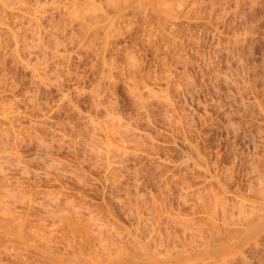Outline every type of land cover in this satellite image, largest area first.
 I'll return each instance as SVG.
<instances>
[{
  "label": "rangeland",
  "instance_id": "1",
  "mask_svg": "<svg viewBox=\"0 0 264 264\" xmlns=\"http://www.w3.org/2000/svg\"><path fill=\"white\" fill-rule=\"evenodd\" d=\"M0 112V264L225 238L264 211V0H0Z\"/></svg>",
  "mask_w": 264,
  "mask_h": 264
},
{
  "label": "bare ground",
  "instance_id": "2",
  "mask_svg": "<svg viewBox=\"0 0 264 264\" xmlns=\"http://www.w3.org/2000/svg\"><path fill=\"white\" fill-rule=\"evenodd\" d=\"M136 90V89H135ZM132 91H133V89H132ZM137 91V90H136ZM136 93V92H135ZM138 93V92H137ZM153 93V92H152ZM157 94V93H156ZM135 95V94H134ZM138 95V94H137ZM153 95H154V93H153ZM2 107H3V105H2ZM4 110V109H3ZM0 114H1V112H0ZM5 114V113H4ZM113 114V113H112ZM111 115V114H110ZM4 116V115H3ZM118 116V115H117ZM115 117V116H114ZM119 117V116H118ZM112 118V117H111ZM9 119V118H8ZM107 119H108V117H107ZM111 120H114V119H111ZM119 120V119H118ZM120 120H121V118H120ZM108 122V121H107ZM115 122H116V120H115ZM119 122V121H118ZM125 122V121H124ZM2 125V124H1ZM106 125H107V123H106ZM109 125V124H108ZM123 125V124H122ZM110 126H113V125H110ZM124 126V125H123ZM108 127V126H107ZM118 128V127H117ZM128 129V128H127ZM120 130V129H119ZM122 130V129H121ZM123 130H124V128H123ZM131 130V129H130ZM117 131V130H116ZM123 132V131H122ZM126 132H127V130H126ZM132 132V131H131ZM113 133V132H112ZM118 133V132H117ZM121 133V132H120ZM138 133V132H137ZM2 135V134H1ZM113 135V134H112ZM111 136V135H110ZM119 136V135H118ZM122 136V135H121ZM120 136V137H121ZM95 137V136H94ZM97 137V136H96ZM96 137H95V140L97 141V139H96ZM98 138V137H97ZM108 138V137H107ZM109 138H111V137H109ZM123 138V137H122ZM99 140V139H98ZM101 140V139H100ZM105 140V139H104ZM176 140V139H175ZM5 141V140H4ZM106 141H107V139H106ZM109 141V140H108ZM105 142V141H104ZM96 144V143H95ZM99 144H100V142H99ZM113 143H111V144H107V145H105L106 147H107V150L109 149V147H112L113 145H112ZM139 144V143H138ZM100 145H103V144H100ZM114 145H116V144H114ZM94 146V145H93ZM104 146V147H105ZM117 146V145H116ZM176 146V145H175ZM106 147L104 148V150H106ZM125 147V146H124ZM4 148H5V146H4ZM97 148V147H96ZM115 148V147H114ZM113 148V150H115ZM118 148V147H117ZM93 149V148H92ZM95 149V148H94ZM102 149V148H101ZM111 149V148H110ZM137 149V148H136ZM1 150V149H0ZM3 151H4V149H2ZM1 150V151H2ZM118 150V149H117ZM123 150V149H122ZM2 151V152H3ZM92 151V150H91ZM103 151V150H102ZM108 151H110V150H108ZM125 151V150H124ZM181 151V150H180ZM106 152V156H107V151H105ZM111 152V151H110ZM1 153V152H0ZM141 153V152H140ZM112 154H113V152H112ZM122 154V153H121ZM127 154H128V152H127ZM137 154V153H136ZM183 154V153H182ZM94 155V154H93ZM104 155V154H103ZM124 155H126V153H124ZM101 156V155H100ZM105 156V157H106ZM114 156V155H113ZM111 157V156H110ZM120 157H121V155H120ZM125 157V156H124ZM99 158V157H98ZM103 158V157H102ZM102 158H101V160H102ZM100 159V158H99ZM186 160V159H185ZM108 161H109V159H108ZM111 161V160H110ZM124 162H126V161H124ZM106 164H107V162H105ZM110 163V162H109ZM182 163V162H181ZM117 164V163H116ZM115 164V165H116ZM123 164V163H122ZM112 165H114V163L112 164ZM125 165V164H124ZM176 165V164H175ZM119 166V165H118ZM179 166V165H178ZM117 168V167H116ZM119 168V167H118ZM135 168V167H134ZM172 168H175L174 166L172 167ZM177 168V167H176ZM109 169V168H108ZM109 172V171H108ZM113 172H115V171H113ZM110 173H111V171H110ZM133 174V173H132ZM261 177V176H260ZM114 180V179H113ZM264 180V179H263ZM260 181H262L261 179H260ZM264 182V181H263ZM263 182H260L257 186H259L257 189H256V193L255 194H257V197L259 198V200H261V201H259L260 203H264V183ZM115 183V182H114ZM253 188V187H252ZM254 191H252V193H253ZM4 193H5V191H4ZM3 194V193H2ZM7 196H9V195H7ZM220 196V195H219ZM222 197V196H221ZM226 197V196H225ZM7 199V198H6ZM209 199V198H208ZM216 199V198H215ZM225 199V198H224ZM8 200V199H7ZM228 201V200H227ZM236 201H237V199H236ZM243 201V200H242ZM241 201V202H242ZM3 202V201H2ZM139 202V201H138ZM206 202V201H205ZM225 202H226V200H225ZM240 202V201H239ZM248 202V201H247ZM217 203V202H216ZM221 203H223V205H221ZM221 203H220V205L219 206H226V204L224 203V202H222V200H221ZM227 203V202H226ZM243 203H244V201H243ZM3 204V203H2ZM7 204V203H6ZM142 204V203H141ZM214 204V203H213ZM212 204V205H213ZM239 204V203H238ZM242 204V203H241ZM145 205V204H144ZM208 205H210L211 206V204H208ZM3 206H5V205H3ZM135 206V205H134ZM252 206V205H251ZM254 206V205H253ZM252 206V207H253ZM261 206V205H260ZM145 207V206H144ZM207 207V206H206ZM205 207V208H206ZM242 207H243V205H242ZM256 207V206H255ZM255 207H253V209L255 208ZM261 207H263L264 208V206H261ZM260 207V208H261ZM3 208V207H2ZM6 208V207H5ZM147 208V207H146ZM216 208V207H215ZM221 208V207H220ZM231 208H233V207H231ZM239 208H240V206H239ZM248 208V207H247ZM251 208V207H250ZM211 209V208H210ZM222 209H224V207L222 208ZM234 209V208H233ZM242 209V208H241ZM245 209V208H244ZM252 209V210H253ZM258 209V208H257ZM53 210V209H52ZM239 210V209H238ZM260 211H262V210H264V209H259ZM215 211V210H214ZM222 211V210H221ZM241 210H239V212H238V214H240V213H242V214H244V215H242L241 214V216H242V219H244V222L242 223L241 222V218L238 216V218H240V222L242 223V227L240 228V229H238L237 230V228H235V230L233 229V230H228V229H230V228H228V229H224V230H227V231H225L226 233H225V238L223 237L222 238V236H224V235H220L221 234V231L219 230V228L221 227H217V226H219L218 225V223L216 224L215 223V219L213 218V220H214V222H213V220H212V218H211V220H212V223H211V227L212 228H214L213 229V235L212 234H209L210 236L209 237H207V240L206 241H203L204 242V244L201 246L200 245V243H199V245L200 246H196L195 244L193 245L191 242V244L189 243V242H182V243H180L179 242V244H176V243H174L173 241L176 239V238H174V240L172 241L173 243H174V245H173V247L171 248V245L170 244H168L169 246H170V248H168V247H166V249H162V251L160 250V248L162 247V245H160L161 247H158L157 246V241H155L156 240V238H154V240H153V238H151V240H153V241H155V247L153 246V244L152 245H150L149 246V244L148 243H139L138 245H139V247H138V245L136 246V248L135 249H137V247L138 248H141L140 250H141V252H140V254H135V255H133V254H130V253H127V251H129V250H126V251H124V249L123 248H125V246L122 248L121 246L119 247L118 245V247L114 244V246L117 248L115 251H116V253L115 254H109V252H108V255H107V257L105 258H103L102 259V257L100 258L99 256L97 257L96 255H94V256H96L91 262H88V263H85V264H198V263H196L195 261H202V262H205V260H210V262H211V264H229L231 261H233L238 255L240 256V255H242V254H244L245 255V253H243V250H244V248H246L247 249V247L249 246V245H253L254 244V246L256 247V245L255 244H257V243H254L255 242V240L254 239H256V242H258V240L259 239H257V237H259L262 233H263V235L262 236H260V238L261 237H263L264 236V211H262V213H258L257 211L258 210H256V212L254 211V213H256L254 216H253V214L254 213H252V215H251V211H250V213H249V211L247 212V210H246V213H248L247 215L249 216V217H247L246 215H245V213H244V211H242V212H240ZM211 212V211H210ZM223 212V211H222ZM225 212V211H224ZM212 213V212H211ZM258 213V214H257ZM224 214V213H223ZM237 214V215H238ZM251 215V216H250ZM0 216H1V214H0ZM54 216V215H53ZM56 216V215H55ZM76 216V215H75ZM92 216V215H91ZM168 216V215H167ZM245 216V217H244ZM80 217V216H79ZM89 217H90V215H89ZM207 217V216H206ZM209 217V216H208ZM237 217V216H236ZM71 218H73V217H71ZM78 218V217H77ZM76 218V219H77ZM171 218V217H170ZM182 218V217H181ZM237 218V219H238ZM66 219V218H65ZM79 219H81V218H79ZM91 219V218H90ZM89 219V221H91ZM167 219V218H166ZM172 219V218H171ZM175 219V218H174ZM74 220V219H73ZM141 220V219H140ZM176 220H179L178 218L176 219ZM175 220V221H176ZM186 220V219H185ZM69 221V220H68ZM71 221V220H70ZM96 221V220H95ZM167 221V220H166ZM165 221V222H166ZM172 221V220H171ZM180 221H182V222H179V224H180V226H182V227H184V228H186L187 227V221L186 222H183L184 220L183 219H181ZM190 221V220H189ZM210 221V220H209ZM231 221V220H230ZM238 221H239V219H238ZM243 221V220H242ZM88 222V221H87ZM86 222V223H87ZM99 222V221H98ZM177 222V221H176ZM207 222V221H206ZM10 223V222H9ZM62 223V222H61ZM60 223V224H61ZM64 223V222H63ZM74 223V222H73ZM90 223V222H89ZM225 223V222H224ZM231 223V222H230ZM3 224V223H2ZM14 224V223H13ZM17 224V223H16ZM15 224V226H5L6 227V229H7V231H9L10 233H12V234H15V235H17V236H21V234H22V228H21V224L22 223H18L17 225ZM65 224V223H64ZM92 224H94V223H92ZM91 224V226L93 227L94 225H92ZM88 225V224H87ZM98 225H101V224H98ZM221 225V224H220ZM83 226V225H82ZM103 226V225H102ZM200 226H202V225H200ZM224 226V225H223ZM227 226V225H226ZM96 227H98V229L100 228L99 226H96ZM106 227V226H105ZM188 227H189V225H188ZM194 227V226H193ZM84 228H86V227H84ZM87 228H88V226H87ZM192 228V227H191ZM195 228V227H194ZM200 228V227H199ZM226 228V227H225ZM91 229V228H90ZM90 229H89V231H90ZM100 229H102V228H100ZM189 229L190 228H188V231H189ZM88 230V229H87ZM185 230H187V229H185ZM210 230V229H209ZM222 230V229H221ZM84 231H85V229H84ZM98 231V230H97ZM101 231V230H100ZM123 231V230H122ZM202 231V230H201ZM94 232V231H93ZM96 232V231H95ZM107 232V231H106ZM160 232V231H159ZM190 232H192L191 231V229H190ZM194 232H195V230H194ZM197 232V231H196ZM204 232V231H203ZM24 233V232H23ZM86 233V232H85ZM100 233V232H99ZM197 233H199V232H197ZM222 233H223V231H222ZM91 234V233H90ZM103 234V233H102ZM157 234V233H156ZM162 234V233H161ZM161 234H160V236H161ZM189 234H191V233H189ZM188 234V235H189ZM224 234V233H223ZM93 235V234H92ZM94 235H95V233H94ZM106 235V234H105ZM124 235V234H123ZM128 235V234H127ZM187 235V234H186ZM187 235V236H188ZM204 235V234H203ZM25 236V235H24ZM110 236V235H109ZM111 236H112V234H111ZM110 236V237H111ZM116 236V235H115ZM118 236H119V234H118ZM184 236V235H183ZM191 236V235H190ZM193 236V235H192ZM221 236V237H220ZM73 237V236H72ZM88 237V236H87ZM94 237V236H93ZM131 237V236H130ZM153 237V236H152ZM176 237H178V236H176ZM186 237V236H185ZM195 237V236H194ZM109 238V237H108ZM107 238V239H108ZM120 238V237H119ZM145 238H148V237H145ZM204 238H206V237H204ZM264 238V237H263ZM95 240L94 241H96V243L99 245V244H101L102 243V241H103V239H102V237H101V235L100 236H96L95 238H94ZM170 239V238H169ZM190 239H191V237H190ZM196 239V238H195ZM200 239H201V236H200ZM70 240V239H69ZM87 240H88V238H87ZM150 240V241H151ZM189 240V239H188ZM203 240V239H202ZM201 240V241H202ZM252 240H254L253 242H252ZM71 241V240H70ZM69 241V242H70ZM113 241V240H112ZM111 241V242H112ZM122 241V240H121ZM147 241V240H146ZM148 241H149V238H148ZM149 241V242H150ZM160 241V240H159ZM175 241H177V243H178V241H180V239L178 240H175ZM186 241V240H185ZM196 241V240H195ZM104 242V241H103ZM111 242L109 243V244H111ZM162 242V241H161ZM42 243V242H41ZM106 242H104V244H105ZM120 243V242H119ZM118 243V244H119ZM131 243H133V242H131ZM157 243V244H156ZM165 243H166V241H165ZM193 243H195V242H193ZM198 243V242H197ZM196 243V244H197ZM251 243V244H250ZM253 243V244H252ZM260 243V242H259ZM47 244H48V242H47ZM103 244V243H102ZM107 244V243H106ZM113 244V243H112ZM112 244H111V246L110 247H112ZM122 244V243H121ZM128 244V243H127ZM134 244V243H133ZM132 244V246H135L136 244H134L133 245ZM151 244V243H150ZM45 245H46V243H45ZM73 245V244H72ZM71 245V243H70V245H68L69 247H67V248H69L70 249V246H72ZM79 245V244H78ZM129 245H130V243H129ZM246 245H248L247 247H245ZM53 245H51V247H52ZM113 246V247H114ZM126 246H128V245H126ZM166 246V245H165ZM43 247H45V246H43ZM81 249H82V247L81 246H79ZM93 247H94V245H93ZM112 247V249H115V248H113ZM150 247H152V248H150ZM153 247H154V249H153ZM164 247V246H163ZM250 247V246H249ZM258 247V246H257ZM48 248H49V246H48ZM54 248V247H53ZM65 248V247H64ZM67 248H65V249H67ZM95 248V247H94ZM98 248V247H97ZM104 248V247H103ZM102 248V249H103ZM132 248V247H131ZM165 248V247H164ZM251 248V247H250ZM46 249H47V247H46ZM72 249V248H71ZM70 249V250H71ZM100 249V248H99ZM128 249H129V246H128ZM68 250V249H67ZM73 250V252L75 251L74 250V248L72 249ZM97 250V249H96ZM107 250H108V248H107ZM110 250V249H109ZM51 251V250H50ZM54 251V250H53ZM64 251V250H63ZM99 251V250H98ZM97 251V252H98ZM105 251H106V248H105ZM104 251V252H105ZM136 251H138V249L136 250ZM61 252H62V250H61ZM60 252V253H61ZM66 252V251H65ZM64 252V253H65ZM101 252V251H100ZM112 252V251H111ZM114 252V251H113ZM112 252V253H113ZM134 253H135V251H133ZM245 252V251H244ZM63 253V254H64ZM66 253H68V252H66ZM65 253V254H66ZM75 253V252H74ZM78 253V252H77ZM103 253V252H102ZM69 254V253H68ZM85 254V253H84ZM94 254V253H93ZM100 254V253H99ZM59 255V254H58ZM61 255V254H60ZM67 255V254H66ZM66 255H64V256H66ZM71 255V254H70ZM75 255H76V253L74 254V257H75ZM78 255H79V253H78ZM77 255V256H78ZM83 255V254H82ZM102 255V254H101ZM104 255V254H103ZM102 255V256H103ZM243 255V256H244ZM243 256H241L242 258H243V260H244V258L245 257H243ZM240 257V258H241ZM249 257V256H248ZM67 258H68V255H67ZM71 258H73V257H71ZM71 258H69V259H71ZM52 259V258H51ZM65 259V258H64ZM77 259H79V257L77 258L76 257V260ZM80 259H81V257H80ZM83 259L84 258H82L81 259V262L80 263H84V261H83ZM237 259V258H236ZM247 259H249V258H247ZM54 260V259H53ZM56 260V259H55ZM74 260V259H73ZM242 260V261H243ZM57 262L55 263V264H71L73 261L71 260V262L70 261H68L67 260V262H64V260H63V258H62V256L58 259V260H56ZM80 261V260H79ZM83 261V262H82ZM53 262V261H52ZM77 262V261H76ZM207 262H209V261H207ZM54 263V262H53ZM206 263V262H205ZM49 264H51V263H49ZM204 264V263H203ZM260 264V263H259Z\"/></svg>",
  "mask_w": 264,
  "mask_h": 264
}]
</instances>
